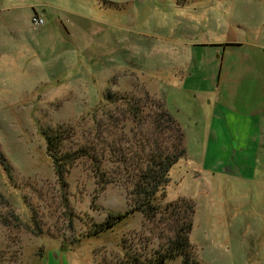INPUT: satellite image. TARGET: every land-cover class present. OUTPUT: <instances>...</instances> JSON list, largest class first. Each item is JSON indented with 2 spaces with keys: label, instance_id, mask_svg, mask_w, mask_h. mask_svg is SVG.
Here are the masks:
<instances>
[{
  "label": "rangeland",
  "instance_id": "rangeland-1",
  "mask_svg": "<svg viewBox=\"0 0 264 264\" xmlns=\"http://www.w3.org/2000/svg\"><path fill=\"white\" fill-rule=\"evenodd\" d=\"M199 45H220L212 64L195 56ZM107 91L140 97L147 114L115 119L111 138L122 125L128 136L154 129L160 100L185 131L186 154L153 220L135 210L89 235L134 197L96 178L88 158L61 179L46 133L71 128L64 151L96 140V122L111 128L106 114H121ZM182 199L194 204L199 264H264V0H0V264L148 259L174 233L165 205L182 215Z\"/></svg>",
  "mask_w": 264,
  "mask_h": 264
},
{
  "label": "trees",
  "instance_id": "trees-1",
  "mask_svg": "<svg viewBox=\"0 0 264 264\" xmlns=\"http://www.w3.org/2000/svg\"><path fill=\"white\" fill-rule=\"evenodd\" d=\"M103 100L118 106L117 110L121 114L116 115V111L106 114L107 123L111 128L106 127L104 121L96 122L101 127L96 140L85 141L72 151H64L65 142L70 138L68 133L71 128L58 127L46 133L47 150L52 158L54 170L61 179L75 158H88L95 165L93 170L96 178L104 184L111 181L121 182L130 188L134 197V207L123 212H109L104 220L94 225L89 235L113 228L126 218L128 213L135 210L141 211L147 218L153 220L163 210L155 199L158 196L163 200L166 198L170 170L179 158L186 154L185 131L160 100L157 101L160 111L155 116L154 129L147 128L139 132L134 130L128 136L123 129L125 126L122 125L119 128L121 135L117 134L114 138L111 136L116 131H112V128H116L120 123L115 119L123 118L122 121L130 119L133 123H140L147 115L143 114L146 104H142L143 99L136 98L133 94L129 96L126 93L118 94L110 91L104 94ZM105 161L113 165L111 171L101 167ZM132 167H136V171L133 172ZM182 201L184 205L182 215L176 204L168 202L165 205L166 211L174 212L173 236L167 237L166 243L157 248L148 259L133 258L131 264H164L166 260L177 256H181L180 264H199L189 240L194 204L187 199ZM38 232L40 234L41 231Z\"/></svg>",
  "mask_w": 264,
  "mask_h": 264
},
{
  "label": "crops",
  "instance_id": "crops-1",
  "mask_svg": "<svg viewBox=\"0 0 264 264\" xmlns=\"http://www.w3.org/2000/svg\"><path fill=\"white\" fill-rule=\"evenodd\" d=\"M199 46L201 47V49H200L201 53H200V55L198 53H196L195 56L200 57L203 65L208 66V65L212 64L213 58H215V57L211 56V54H209V49H211L213 52L214 50H216V47H218L220 45H199ZM218 59H221V57L218 56ZM213 76H214V73H212V71L209 70L207 75H206V78L209 79V77L212 78Z\"/></svg>",
  "mask_w": 264,
  "mask_h": 264
},
{
  "label": "built area",
  "instance_id": "built-area-1",
  "mask_svg": "<svg viewBox=\"0 0 264 264\" xmlns=\"http://www.w3.org/2000/svg\"><path fill=\"white\" fill-rule=\"evenodd\" d=\"M31 22L34 26L38 27V26L43 25L44 19L42 16L35 14L32 16Z\"/></svg>",
  "mask_w": 264,
  "mask_h": 264
}]
</instances>
